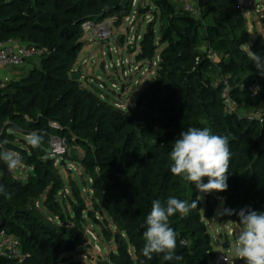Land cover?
<instances>
[{
    "label": "trees",
    "instance_id": "1",
    "mask_svg": "<svg viewBox=\"0 0 264 264\" xmlns=\"http://www.w3.org/2000/svg\"><path fill=\"white\" fill-rule=\"evenodd\" d=\"M202 2L198 18L171 0H150L147 7L136 8L142 13L149 6L155 9L136 60L158 57V62L153 81L123 109L71 75L84 46L81 24L125 11L128 15L132 0H0V42L12 39L46 49L38 65L0 85V140H7L5 147L17 150L24 164L34 168L24 180L15 179L0 161V182L12 194L10 199L0 196V225L20 240L25 256L20 263L0 258V264H87L67 254L86 243L83 224L96 214L113 225V232L102 231L114 238L116 249L95 264H210L215 253L205 221L217 205L216 200L215 206L210 203V196L205 206L199 200L188 216L170 218L182 260L166 262L156 254L148 260L141 253L153 200L198 199L195 186L170 171L173 141L189 127H208L229 139L228 187L215 192L223 203L221 221L240 227L235 214L240 209L264 212V126L252 114L227 110L222 102L227 80L238 107L256 108L264 102V76L247 56L246 19L236 0ZM248 46L264 55L261 38ZM208 49L226 57L211 61ZM256 84L259 91L253 99L250 88ZM51 121L60 125L58 133L68 145L83 151L78 162L90 179L91 208L72 178L64 182L50 156ZM33 131L44 134L41 148H31L24 139L23 146L14 143L15 132ZM66 185L70 195L64 214L56 198ZM42 196L61 225L34 208Z\"/></svg>",
    "mask_w": 264,
    "mask_h": 264
},
{
    "label": "rangeland",
    "instance_id": "2",
    "mask_svg": "<svg viewBox=\"0 0 264 264\" xmlns=\"http://www.w3.org/2000/svg\"><path fill=\"white\" fill-rule=\"evenodd\" d=\"M171 2L177 9H181V0H171ZM150 4V0H133L131 3L132 11L128 15L126 11L121 15H111L113 33L108 39L99 42L92 37L91 32H82L81 41L84 42V46L76 57L74 73L80 75L79 81L84 87L93 90L101 99L115 107L124 109L132 106L139 93L153 81L155 76L158 57L151 61L136 60L139 40L147 25L152 22V11L155 10L152 6H149L150 11L142 13L136 8L147 7ZM255 10L253 8L242 12L246 19L249 44L254 43L257 38H261L264 42V19L261 16L263 11L259 9L260 12H256ZM201 44L205 46L204 42ZM245 48L247 49V46ZM160 50L161 47L158 52ZM261 57H264V55ZM38 62L39 60L34 59L23 67H5L0 70V77L8 74L9 80H16L22 74L28 72L32 66L38 65ZM102 63H104L103 68H101ZM3 83L0 81V85ZM238 111L246 114H254L255 111H258L264 114V102H259L254 109L240 106ZM14 136V143L23 146L24 144L21 140L24 139L25 135L15 132ZM73 151H75V155H73ZM82 154L83 151L80 148L67 145L66 153L60 157V159H64L65 167L59 166V162L56 159L55 165L58 167L65 183L68 182V178H72L76 182L83 197L86 199L88 208H91L92 205L88 198V193L91 191L90 179L78 162ZM67 169L71 170L70 173ZM26 174L25 169L22 168L11 175L15 179H22ZM68 195H70V189L66 185L64 192L59 193L56 198L64 214L69 206ZM199 196L203 197L200 200L202 206H205L207 196H212L217 201L214 215L205 221L215 256L218 253H222L229 258V264H244V261L237 259L232 251L235 237L240 227L234 222H222L218 219L223 207L222 199L215 192L211 194L199 192ZM44 201L45 197L42 196L34 203V208L45 219L61 225L57 216L54 215L51 208L45 205ZM95 217H86V221L83 224V235L86 243L67 254L72 255L73 259L83 260L87 264H95L99 259H107L108 254L116 249L114 238L106 237L102 231L105 228L113 232V225L110 221L106 223L99 214H96ZM67 226H71V224L68 222ZM213 260L210 261V264H213Z\"/></svg>",
    "mask_w": 264,
    "mask_h": 264
},
{
    "label": "clouds",
    "instance_id": "3",
    "mask_svg": "<svg viewBox=\"0 0 264 264\" xmlns=\"http://www.w3.org/2000/svg\"><path fill=\"white\" fill-rule=\"evenodd\" d=\"M246 51L257 71L264 76V57L253 52L248 45ZM258 91L257 87L254 92ZM24 140L31 148L39 149L44 144V134L33 131L25 135ZM6 144L7 140H0V161L9 172H14L22 165V158L18 152L5 147ZM169 158L172 162L171 173L194 185L198 192L211 194L227 190L232 159L227 136L213 134L208 127H189L173 141ZM11 195L0 182V196L10 199ZM202 198L198 196L197 200L188 201L170 196L164 202L152 201L142 233L144 244L141 253L146 259L151 260L154 254L162 255L166 262L183 259L176 254L178 233L169 221L177 214L188 216ZM235 214L239 217L240 229L232 249L234 256L244 261V264H264V212L247 207Z\"/></svg>",
    "mask_w": 264,
    "mask_h": 264
},
{
    "label": "built area",
    "instance_id": "4",
    "mask_svg": "<svg viewBox=\"0 0 264 264\" xmlns=\"http://www.w3.org/2000/svg\"><path fill=\"white\" fill-rule=\"evenodd\" d=\"M236 4L242 12L243 10L249 11L254 8L256 9V12H258L259 9L263 11L261 16L264 14V6L258 7L257 0H236ZM181 9L196 18L199 17V7L197 6L196 0H181ZM81 29L83 32H91L92 37L100 42L108 39L112 35V20L110 17L97 23L87 20L81 24ZM45 51L46 49L44 47H38L35 45H20L12 39L0 42V70L5 67H23L31 60H38L45 53ZM208 57L211 61H218L226 56L216 54L211 49H208ZM7 80L8 77H4L3 81L6 82ZM257 87L259 88L256 84L250 88V96L253 99H256L257 97L258 92H254ZM229 92L230 87L228 82L227 80H224L222 102L227 110H236L238 109V105L236 101L231 98ZM252 115L258 118L259 123L264 126V114L255 111ZM49 126L51 128V132L49 134L50 156L54 157L57 162H59L60 157L64 156L66 153L68 143L66 139L58 133V131H60V125L57 122L51 121L49 122ZM14 151L18 152L17 150ZM22 168H24L27 173L22 180H24L34 169L31 165H25L22 160V165L17 170L10 173L15 174ZM24 257L20 240L14 235L7 233L3 228H0V258L10 259L20 263L24 260ZM213 264H229V258L222 253H218L214 257Z\"/></svg>",
    "mask_w": 264,
    "mask_h": 264
},
{
    "label": "water",
    "instance_id": "5",
    "mask_svg": "<svg viewBox=\"0 0 264 264\" xmlns=\"http://www.w3.org/2000/svg\"><path fill=\"white\" fill-rule=\"evenodd\" d=\"M196 3H197V6L200 8V7H202V5H203V2H202V0H196ZM104 67V63H102L101 64V68H103ZM71 78L73 79V80H79L80 79V75L79 74H75V73H72V75H71ZM76 153H75V151H73V155H75ZM65 165H66V163H65V161H64V159L63 158H61L60 159V161H59V166H61V167H65ZM68 170V172L70 173V169H67ZM209 201H210V203L213 205V206H215L216 205V202H215V199H214V197H210V199H209ZM49 208H51V206H49ZM219 221H221L222 220V216H221V214L219 215ZM2 226L0 225V228H1Z\"/></svg>",
    "mask_w": 264,
    "mask_h": 264
},
{
    "label": "crops",
    "instance_id": "6",
    "mask_svg": "<svg viewBox=\"0 0 264 264\" xmlns=\"http://www.w3.org/2000/svg\"><path fill=\"white\" fill-rule=\"evenodd\" d=\"M257 2H258V7L264 6V3H263L264 1L257 0ZM262 17L264 19V14L262 15ZM4 77H8L9 78L8 74H6V75L0 77V81L4 82L3 81ZM197 195L199 196V192H197Z\"/></svg>",
    "mask_w": 264,
    "mask_h": 264
}]
</instances>
